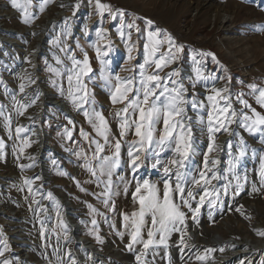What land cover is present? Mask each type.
I'll return each mask as SVG.
<instances>
[{
    "label": "snow or ice",
    "instance_id": "1",
    "mask_svg": "<svg viewBox=\"0 0 264 264\" xmlns=\"http://www.w3.org/2000/svg\"><path fill=\"white\" fill-rule=\"evenodd\" d=\"M9 2L11 8L19 12L21 23L30 25L37 19L34 9L38 6L39 13H43L49 0ZM89 5L93 9L90 19L92 16L98 17L99 24L95 28V40L90 44L95 53V61L99 65V80L108 90L111 105H121L115 112L110 113L116 121L118 135L113 131L111 122L103 114V110L97 108L95 97L89 88V85L94 83V70L88 52L79 42L76 43L75 49L69 43L73 35L72 20L80 8V0H75L71 6L72 15L65 18L60 31L55 33L49 42L53 50L54 64L46 60L45 71L49 74V86L57 90L60 97L71 104L77 114L83 115L92 130L90 133L83 127L80 128L79 135L88 145L87 149L81 147L76 150L69 146L65 150L77 158L78 166L88 174L89 178L83 183L94 185L97 190L90 192L79 180L59 168L57 173L73 180L81 193L91 195L108 212H116L115 197L123 186V194L131 196L133 208L130 212L120 213L124 232L117 234L121 239L127 235L125 248L134 254L136 264H156L155 258L161 249V259L166 260L167 264H172L168 249L173 234H179L177 247L182 262L187 264L185 249L191 250L194 247L189 243L192 237L188 233L187 221L191 219L198 223V217L205 206L210 210L211 218L212 210L218 207L223 210L226 197L235 198L241 195L248 177L246 173L241 175L240 167L248 155V147L237 129H243L251 135L258 134L259 143L264 144V112L257 111L243 92L237 93L235 100L233 99L231 78L227 75L226 68L222 69L224 75L208 70V57L219 65L213 52H194L190 74L185 76L179 67H172L179 64L185 46L167 30L156 28L150 19L144 20L142 29L138 17H129L123 9L114 8L102 0H89ZM106 21L116 26V34L124 45L125 59L129 67L121 68L120 71L131 73L129 76H121L110 68L114 43L109 35L110 30L103 27ZM82 32L85 37H89V25L85 24ZM133 34L136 36L135 40ZM141 38L144 41L143 62L132 64L136 59L133 53L138 51V41ZM76 50L81 52L82 59L77 57ZM31 55L32 53L24 58L26 64L32 65ZM165 69L171 70L162 76L160 73ZM18 80V94L10 91L3 80H0L5 99L9 100V105H0V123L8 138L13 141V154L23 173L25 169L35 166V157L26 155V149L36 142L31 139V135L36 133L23 125L16 124L13 127V120L23 117L26 111L39 101L42 93L38 88L32 92L27 91L37 85V78L32 72L25 69ZM217 84L222 86L218 87ZM199 87L204 89L202 97L197 91ZM247 87V95L254 99L260 109H264V87L255 83L248 84ZM236 103L240 105L239 109L234 106ZM189 107L196 114L195 120L188 113ZM65 119L67 124L57 135L70 142L79 143L73 141L75 121L70 117ZM67 125H72V128ZM197 129L200 136L206 134L207 145L200 153V164L193 167V157L199 153ZM221 132L234 139L239 138L236 143H233V139L226 142L229 158L227 167L223 170L219 165L220 153L225 150V145L216 143L217 134ZM129 134L135 139L128 142L125 161L122 146L127 142ZM5 149V140L0 139V160L5 158ZM165 150L172 152L166 163L160 159ZM21 157H26L31 163H19ZM150 158H154L151 168L161 170L159 181L138 178L139 170ZM258 161L259 167L255 175L260 187H253V192L264 193V153L259 155ZM52 163L55 165L56 161L53 160ZM122 165L129 169L131 179L118 174ZM40 180V176L24 177L18 190H27L25 199L30 198L29 210L39 224V236L44 242L43 246L53 249L52 255H45L44 258L49 264H80L70 247V227L63 219L61 205L51 191L44 194L42 185H36ZM37 196L40 198L37 199ZM43 200L52 202L56 209V223L51 227L50 217L47 216L48 209L42 204ZM86 206L90 217V226L86 223L87 234L98 244H102L103 238L99 234L97 217H103L105 220L108 217L92 203H86ZM242 210L243 205L228 208L229 212L235 211L245 215ZM53 235L56 238L55 246L51 244ZM256 235L264 238V231H257ZM61 239L65 242L63 245L60 243ZM138 245L141 246L139 250ZM10 251L7 239L0 230V264H13L6 255ZM215 251L217 249L214 248H207L203 252L197 250L193 255H188L187 260L194 258L195 261L206 264L210 254ZM219 251L223 253L225 248L221 247ZM149 256L152 259H148ZM87 259L92 260V256L88 254ZM241 264H244L243 260Z\"/></svg>",
    "mask_w": 264,
    "mask_h": 264
},
{
    "label": "rangeland",
    "instance_id": "2",
    "mask_svg": "<svg viewBox=\"0 0 264 264\" xmlns=\"http://www.w3.org/2000/svg\"><path fill=\"white\" fill-rule=\"evenodd\" d=\"M57 1L58 0H49V3L46 5L45 11L43 13H39L37 6V8L34 9L35 14L37 15V19H35L30 25L21 23L19 12L11 8L9 0L8 8L9 11L14 12V15L9 18L0 17V22L3 23L4 29H14L18 32L21 31L22 33L21 35H14L17 48H12L11 51L15 56L21 54L24 46H30V50L33 51L36 44L35 40L38 39H35V36L31 34H24V29L33 28L31 30L32 32L40 34L39 32H41V28L44 26L43 24L47 21L46 17L44 16L47 15L50 19H55V22L49 26V30L46 33L47 39L45 43L46 50H44L45 55H39V66L37 65V74L44 79L41 84H45L46 80L48 83L49 74L45 71V61L47 60L48 62L54 64V61L52 60L53 50L50 48L49 42L53 38L54 34L60 31V27L62 26V23L66 18L62 15H59L60 17L57 18L56 15L60 13V11L62 12L65 8L64 5L63 7L62 5H54ZM71 1L73 4L75 3V0ZM102 2L109 3L114 8L123 9L129 17H138V23L140 24L142 29L144 27L145 19L152 20L156 28L167 30L176 38V40L180 44H183L185 46V50L181 54L182 58L178 65H173L172 67L181 66L182 68H188L189 66L190 69L192 63L191 58L194 52H213L217 57V60L219 61V65L214 63L211 58L208 57L206 58L207 66L210 67L212 71L217 72L218 75H224L222 69H227V75L231 78L230 88L233 93V99L235 100V95L237 93L243 92L246 94L245 98L248 99L249 103L252 104V106L255 107L257 111L264 112V109H260L255 104L254 99L247 95V93L249 92V89L247 87L248 84L255 83L259 87H264V30H260V28H264V0H102ZM92 11L93 9L89 5V0H80V8L77 11L76 16L73 18V26L82 31L84 22H90L89 28L91 34L85 40L81 38H72L69 40V43L72 48L75 49L76 43L79 42L81 44V47L88 52L94 70V83L90 84L89 88L95 97L97 108L103 110V114L111 122L113 131L118 135L116 129V121L112 119L110 113L115 112L116 108L121 107V105H116L115 107L111 105L108 99V90L103 87L102 82L99 80V65L96 63L95 53L90 47L92 41L95 40V28L99 26L98 17L92 16L90 19V13ZM69 13H72V11L70 10ZM225 16L230 17L233 20V24L231 26L232 29H230L229 31L221 30V26L219 24ZM36 24H38L37 27ZM103 27L110 30L109 35L113 43L118 44L122 48L121 52L123 56L114 63V69L111 68L113 62L111 54L110 68L114 72H119L121 76L131 75V73L129 72L120 71L121 68H128L129 64L125 59L126 51L124 45L116 34V26L106 21L103 24ZM236 32H238V35L236 34ZM1 33L3 35L7 34L5 32L3 33V31ZM225 38L228 39L224 40V45H222L221 40ZM133 39H136L135 34H133ZM143 42V38L138 41V51L133 53L136 59L131 62L132 64H139L143 62ZM76 55L78 58L82 59V54L79 50H76ZM228 55L231 56L229 57ZM1 56L6 57L7 55L2 52ZM5 61L6 60H0V80H3L4 84H6L8 88L12 87L14 89V87L18 86L19 83L17 76L18 74L15 73V71L14 73H11L12 75L10 74L6 76V70H4ZM170 70L171 69H165L164 72H161L160 74L163 76ZM11 71L13 72L14 70ZM243 71H247V75L245 77L241 76V73ZM64 86L65 88L67 87L66 80L64 81ZM48 87L54 94V97H60L57 90L50 87L49 84ZM197 91L199 92V88L197 89ZM189 92L191 93L190 88ZM200 95L202 97L203 93H200ZM64 101L67 105L66 107L70 111L71 116H65L59 111L51 108L50 106H45L41 112V117L44 118V121H40L38 123L41 124L40 126L44 129L45 134H49V138L46 140V143L49 146L54 147L59 153H61V155L63 154V157H65L63 161H59L55 157L48 155L47 152L46 155L48 158V162L46 164V171L48 175L51 176V179L49 180L45 178L43 180L42 178L40 181L36 182V185H42V192L44 194L45 192L47 193L49 190H51L50 187L52 186L53 190L55 189L56 191H58L59 189L60 193L64 194V196L67 195L72 203V206L70 207L72 216L81 220L83 233L82 235L92 241H95L91 236L87 234L88 227H86V223L90 226V217L88 214L86 203H92L96 208H98L100 212L104 213L105 216L108 217L107 220H105L103 217H97L100 229L99 234L102 235L104 234V232L108 233V237L110 238V240L116 246H119L123 251H125V253H127L128 260L120 261L114 257H111L112 260L120 264H126V262L135 263L136 261L134 254L124 248L125 244L127 243L124 242V239L127 237V235L125 238L123 237V239H121V237L117 234L118 232H124V229L121 227L120 213L130 212L133 208V204L131 203V196H125L123 194V186H121L120 193L115 197L117 208L116 212H108L103 207V205L99 204L91 195H85L81 193L73 180L69 179L68 177H61L57 173V168H59L60 170L67 172L69 176L75 177L77 180H79L84 187L89 189L90 192L97 190L95 189L94 185L83 183L89 178L88 174L78 166L79 162L77 158L69 151L65 150L69 146L76 150H79L81 147L87 149L88 145L82 141L79 135L80 128L83 127L85 131H88L90 133L92 130L85 121L83 115L77 114L71 104H69L66 100ZM37 104L38 103L31 106L26 111L25 115L29 116L28 118L37 113ZM0 105H9V100L5 99L3 87H0ZM236 108H240V105L238 103H236ZM69 111L67 110V112ZM13 116H15L14 113ZM24 116L19 117L18 119L14 118L13 127L16 124L20 125V123H23V121L25 120L26 122L23 126L32 129L34 127L32 126V124H36L37 122L35 120L27 121ZM190 116H192L193 120H195L196 114L192 111V109ZM65 117H70L75 121V128L73 129V141L79 143L70 142L68 140L62 139L57 135L58 132H62L63 127L67 124ZM67 126L69 128H72V125ZM241 132L243 134H246L247 137L251 136L252 143L250 144V146L253 147V154L250 170L248 172L242 173V175H244L245 173L247 174V181L249 182V184L245 189H243L241 195L238 196V198H242L244 200V203H250L251 201H253L256 206L257 212L252 211V209H249L245 204H243L242 210L245 215H241L240 213H237L235 211L229 212V206L235 207L238 206V204L242 205L240 202L241 200H238V202L236 201V203H232L233 205L227 204L226 201L223 206V210L218 208L219 210L212 212L211 218L209 216L207 220H200L197 225L198 240H201L202 238L208 236L211 232L220 233L225 240H227L229 237H238V239H243L245 236V230H249V236L251 238H254V233L253 231L251 232L252 228L248 225V222L250 220L258 221V223L264 228V193H261L260 191L253 192V187H256L257 189H259L260 187L259 180L255 175V172L259 167L258 157L260 154L264 153V144L259 143L258 134L251 135L243 129H240V134ZM197 133H199V138H201L202 140L198 145L199 153L195 157H193V160L196 158L202 160V155L200 153L203 152V146L204 144H206L207 138L206 134L204 136H200L199 129H197L196 134ZM221 135L227 134L223 132L218 133L217 140ZM0 139L5 140L6 143L5 158L3 160H0V207L2 208L0 216H3L0 217V230L3 231L4 237L7 239V242L11 249V251L7 253V257L13 262V264H49V261L45 259L44 256H51L53 249L52 247L44 248L43 246L44 242L39 236V224L34 219L33 213L29 210L30 198L29 200L25 199V196L28 195L27 190H18L23 182V180L20 178L25 173V170L22 173L20 168L17 166L18 161L13 154V141L8 138L2 123H0ZM31 139L33 141H36V139H34L32 135ZM133 139H135V137L129 134L127 137V142L123 143L122 156L125 161L127 160L128 142H131ZM243 139L245 141L246 137L243 136ZM37 144L38 141L33 143L30 148H27L26 155H35ZM221 154H223V152H221ZM171 156L172 152L170 150H165L163 153H161L160 159L161 161L166 163L167 160L171 158ZM228 158L226 156L224 160L227 161ZM153 159L154 158H150L146 162L145 166H143L139 170L138 178L150 179L153 182L160 180L161 170L151 168ZM26 160V157H21L19 163L26 164ZM53 160L56 161L55 165L52 163ZM193 167L196 166L193 165ZM118 174L120 176H125L127 179H131V176L129 175V169L126 167V165H122V167L118 170ZM221 183H223V181H221ZM39 198L40 197L37 196V199ZM42 204L44 205V200L42 201ZM32 207H35V205H32ZM55 214L56 209L54 204L52 203V206L48 208L47 212V216L50 217V227L51 225L56 223ZM227 214L231 215V217L229 218L231 226H225L224 223L221 222L223 217ZM82 221L84 223H82ZM236 222L239 223V228H237ZM14 231L18 232V236L14 235ZM12 233L15 238L19 239V245L13 242L15 238L12 237ZM178 240L179 234H173L169 247L171 250L172 248H178ZM23 241H25L26 244L22 243ZM51 244L53 246L56 245V239L54 235L51 237ZM140 247L138 245L137 250H139ZM207 248L217 249V247L212 245H204L203 249H200L199 247H193L189 252L185 253V261L187 262V264H201V262L195 261L194 258L193 260L188 261L187 257L188 255H193L197 250L203 252ZM24 251L28 253L26 259L22 256ZM216 252L217 251L210 254V257L206 261V263L218 259ZM169 253L172 264H184V262H182L181 260V253L178 252V250L170 251ZM257 253L256 251L250 249L247 252V255L244 254L241 257L237 258L232 257V259H230L227 264H241L242 260L245 264L248 255L255 257V264H264V249H261V251H257ZM162 256L163 249H161L160 254L156 256V264H167L166 260L161 259ZM148 259H152V257L149 256Z\"/></svg>",
    "mask_w": 264,
    "mask_h": 264
},
{
    "label": "bare ground",
    "instance_id": "3",
    "mask_svg": "<svg viewBox=\"0 0 264 264\" xmlns=\"http://www.w3.org/2000/svg\"><path fill=\"white\" fill-rule=\"evenodd\" d=\"M205 1H207V0H205ZM54 5H64L65 6L64 10L62 12L60 11V13H58L56 15L57 18L60 17L61 15L65 16L66 18L70 17L72 15V13H69V11L71 10V6L73 5L71 0H58L57 2H55ZM12 15H14V12L13 11H9L8 0H0V17L9 18ZM44 17H46L47 21L43 24L44 26L42 25L43 27L41 28L42 29L41 32H39L40 34H38L36 32H35V34H33L34 32L31 31L33 28L32 29H29V28L28 29H24V34H28V35L31 34V35L35 36V39L36 38H38V39L37 40L34 39L36 41V44L34 46V50L33 51L30 50L31 49L30 46H24L23 51L18 56H15L11 50H12V48H14V49L17 48L16 47L17 44L15 43L16 39H15L14 35H21L22 34L21 31L18 32V31L15 30L16 31L15 33H11V32L8 31L9 29H4L3 23L0 22V38H3V39L6 40L4 43H1V41H0V44L2 45V46H0V56H1L2 52L7 53L6 57H2V56H1L2 58L0 57L1 61L6 60L5 61V67H4V70H6L5 75L8 76L11 73H14L16 71L15 73H17L18 74L17 76L19 77L21 72L26 69V70H28V71H30L32 73H33V70H34L33 75H35V77L37 78V85H33L34 87L29 88V90H27L28 92H32L33 89H37L38 88V91L40 93H42L39 101L37 102L38 103L37 104L38 111H37L36 114H34L36 116L34 120L37 123L40 122V121H44V118L41 117V112H42V110L44 109L45 106L46 107L50 106L51 108L59 111L61 114L65 115V116H71L69 109L66 107L67 105L65 104V101L62 98H60L59 96L58 97L57 96L54 97L53 96L54 94L52 93V91L48 87L47 80H46L45 84H41L44 81V79H43V77H40L37 74V70H38V66H39V62H38L39 55H41V56L45 55L44 50H46L45 43H46V39H47L46 33L49 30V26L52 23L55 22L54 18L50 19L47 15H45ZM85 24L90 26V22H86L85 21L84 25ZM219 24L221 26V30L229 31L230 29H232L231 26L233 24V20L230 17H226L225 16L223 18V20L220 21ZM73 25H74V22L72 20V25H71L72 33H73L72 38H81L83 40L87 39V37H85L83 35V32L81 30H78L77 28H75V26H73ZM37 26H38V24H36V27ZM60 29H61V27H60ZM2 31H3V33L5 32L7 34L3 35L1 33ZM26 31H28V32H26ZM43 31H45V32L43 33ZM236 34L238 35V32H236ZM4 37H6V38H4ZM227 39L228 38H225V39L221 40L222 41L221 44L224 45L223 42H224V40H227ZM121 49L122 48L118 44H114V51L112 53V58H113V62H112V66H111L112 69H114V67H115L114 63L117 60H119L120 58H122V56H123L122 52H121L122 51ZM30 53H32L30 58H31V61H32V65H35L34 68L32 67V65L26 64L24 62V58L28 57ZM228 56L230 57L231 55H228ZM179 68L181 69L182 73L185 76L190 74L189 73L190 72L189 71L190 70L189 66H188V68L187 67L186 68H182L181 66ZM207 68H208V70L212 71V69L210 67L207 66ZM11 70H14V71L12 72ZM246 72L243 71L241 73V76L245 77L247 75ZM217 86L218 87L222 86V84H217ZM9 90L12 91V92H16L18 94V86L14 87V89L12 87H10ZM199 92L204 94V89L202 87H199ZM234 106L236 107V104ZM67 110L69 112H67ZM28 117L26 118V120L27 121H31V119H30L31 117L30 118H28ZM25 122L26 121L24 120L23 121L24 124L20 123V125H25ZM33 125L34 124H32V126ZM36 125H41V124L38 123ZM32 130H34V132L36 133L35 135H32L33 138L36 139V141H38V144L36 146V153H38V151H41V153H42V157L41 158L44 161H40L39 159H37V154L33 155L32 157H35V166L32 167V168H29V169H25V173L22 175V177L20 179L23 180L24 177L40 176L41 179L43 178V180L45 178L50 180L51 176L48 175V173L46 171V164L48 162V158H47L46 153L48 152V155L55 157L59 161H63L65 156L63 157L62 156L63 154L61 155V153H59L54 147L43 146L44 143L47 142L46 140L49 138V134H46V136L44 137V134H42V132L40 131L38 126H34L32 128ZM237 131L240 132V129H237ZM241 134H242L241 135L242 137L243 136L246 137L245 143H246V145L248 147V155L246 156L245 160L242 162L241 167H240V172H241V175H242V173L248 172L250 170V168H251V160H252V154H253V149L252 148L253 147L250 146V144L252 143L251 136L247 137V135L243 134L242 132H241ZM197 136L199 137V133H197ZM43 138H45V139L43 140ZM230 139H233V143H236V142H238L239 138H235L234 139L232 137H229L228 135H221L220 138L216 141L217 144L225 145V150L223 151V154H221V156H220V160L222 159L221 160V164L219 165L221 170L225 169L226 166H227V161H225L224 158L227 156L226 142L228 140H230ZM201 140L202 139L199 138L198 145L201 142ZM206 145H207V140H206V144H204V146H203V151L206 149ZM46 148H48V149H46ZM54 150L57 151V153H54ZM44 151H46V152H44ZM227 158H228V156H227ZM200 162H201V160L196 158V159H194L192 161V164L195 165V166H198L200 164ZM28 163H31V161H29L27 159L26 160V164H28ZM47 175H48V177H47ZM248 184H249V182L247 181L245 183V185H244V189L246 188V186H248ZM50 188H51L52 191L51 190H49V191H51L53 193V196L55 197V199L61 205V211H62L63 219L67 222V224L70 227V235L72 236L71 237L72 243H71L70 247L73 249V253L77 257V259L80 262V264H120L118 262H114L111 257H114V258H116V259H118L120 261L121 260L122 261L123 260H128L127 253H125V251H123L119 246H116L110 240V238L108 237V233L104 232V234L101 235V237L103 238V243L102 244H98L96 241H92L89 238L83 236L82 235L83 233H82L81 220H79L78 218H75L74 216H72V213L70 211V207L72 206L70 198L67 195L64 196V194L60 193L59 189H58V191H56L55 189L53 190L52 186ZM60 191H62V190H60ZM62 192H64V191H62ZM45 194H46V192H45ZM233 199H234L235 203H236V201L238 202V200H241L240 202H241L242 205L245 204L249 209H252V211L257 212L256 206L253 203V201H251L250 203L249 202L244 203V200L242 198H238V197L232 198V197L229 196V197L225 198V203L227 201V204L233 205L232 204L233 203ZM129 203H126V204H129ZM239 205L240 204H238V206ZM44 206L47 207V209H48L49 207L52 206V202L44 200ZM218 208H216L215 210H212V212L219 210ZM1 209L2 208L0 207V215H1ZM209 211L210 210L207 208V206H205L202 209V211H201V213H200V215L198 217V223L202 219H204V220L208 219ZM204 216H206V217H204ZM0 217H3V216H0ZM55 217H56V214H55ZM230 217H231L230 214L225 215L221 222L224 223L225 226H228V225L231 226L230 221H229ZM225 218H227V219H225ZM238 222H236L237 223V228L240 227ZM198 223H194L191 219H189L187 221L188 233L192 237V239L189 241V243L192 244L194 247H197V248L199 247L200 249H203L204 245H212V246L217 247V252L216 253H217L218 259L210 261V262H208L206 264H227V262L230 259H232V257L233 258L234 257L237 258V257H241L244 254L247 255V252L250 249L256 251V253H257V251H261V249H264V238L259 237V236L256 235L257 231H264V228L258 223V221H251L250 220L248 222V225L252 228L251 232L253 231V233H254V238H251L249 236V230H245V236H244L243 239H237L235 237H229L227 240H225L221 236V234L218 233V232H211L208 236L202 238L201 240H198L197 239V225H198ZM243 230H244V228H243ZM11 235H12L13 238H15V236H18V232L14 231V235L15 236L13 235V233ZM125 237H126V235H124V238ZM127 238L128 237H126L124 239L125 243L127 242L126 241ZM13 242L15 244H17V245L20 244V241L17 238H15L13 240ZM22 243L26 244L25 241H23ZM60 243L63 245L65 242L63 241V239H61ZM125 243H123V244H125ZM119 244H117V245H119ZM233 245L235 247H233ZM23 246H25V245H23ZM221 247L225 248V251L223 253H221L219 251V249ZM245 249H247V251ZM177 250H178V252H180L179 248H172V250L169 248L168 252L177 251ZM25 251H26V249H25ZM25 251L23 252L22 256L26 259L28 253L25 252ZM189 251H190L189 249H185V253L189 252ZM88 254H90L92 256V260H88L87 259V255ZM254 258L255 257H252V256L248 255V258H247L245 264H249V262H250V264H255V262H254L255 259ZM155 259H157V258H155ZM126 264H136V262L135 263L126 262Z\"/></svg>",
    "mask_w": 264,
    "mask_h": 264
},
{
    "label": "water",
    "instance_id": "4",
    "mask_svg": "<svg viewBox=\"0 0 264 264\" xmlns=\"http://www.w3.org/2000/svg\"><path fill=\"white\" fill-rule=\"evenodd\" d=\"M9 32H11V33H15L16 31L14 30V29H9L8 30ZM26 32H28V31H26ZM45 31H43V33H44ZM33 34H35V32L33 33ZM0 41H1V43H4L6 40L5 39H3V38H0ZM0 46H2L1 44H0ZM1 57V56H0ZM2 58V57H1ZM188 113L190 114L191 113V109H190V107L188 108ZM25 118H27L28 116L27 115H25L24 116ZM35 115H32L31 116V120H34L35 119ZM37 124V123H36ZM36 124H34L33 126H38L39 127V129H40V131L42 132V134H44V137L46 136V134H45V132H44V129L40 126V125H36ZM233 127L235 128V126L233 125ZM45 138H43V140H44ZM43 146H46V147H49V145L48 144H46V143H44V145ZM223 152V151H222ZM54 153H57V151H55L54 150ZM37 154V159H39L40 161H44L41 157H42V153H41V151H38V153H36ZM220 156H221V153H220Z\"/></svg>",
    "mask_w": 264,
    "mask_h": 264
},
{
    "label": "crops",
    "instance_id": "5",
    "mask_svg": "<svg viewBox=\"0 0 264 264\" xmlns=\"http://www.w3.org/2000/svg\"><path fill=\"white\" fill-rule=\"evenodd\" d=\"M4 38H6V37H4Z\"/></svg>",
    "mask_w": 264,
    "mask_h": 264
}]
</instances>
